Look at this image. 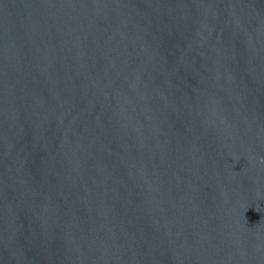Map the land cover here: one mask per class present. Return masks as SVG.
<instances>
[{
	"label": "water",
	"instance_id": "1",
	"mask_svg": "<svg viewBox=\"0 0 264 264\" xmlns=\"http://www.w3.org/2000/svg\"><path fill=\"white\" fill-rule=\"evenodd\" d=\"M0 264H264V0H0Z\"/></svg>",
	"mask_w": 264,
	"mask_h": 264
}]
</instances>
